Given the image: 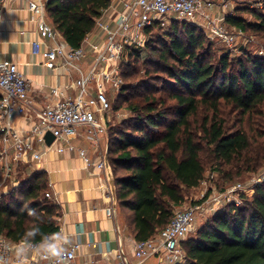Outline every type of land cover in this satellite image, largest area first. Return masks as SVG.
Masks as SVG:
<instances>
[{
	"label": "trees",
	"instance_id": "obj_1",
	"mask_svg": "<svg viewBox=\"0 0 264 264\" xmlns=\"http://www.w3.org/2000/svg\"><path fill=\"white\" fill-rule=\"evenodd\" d=\"M111 2L48 0L47 12L67 42L77 48ZM255 15L258 21L252 23L234 14L228 15L227 21L242 30L264 32V11ZM158 25L147 28V45L153 41ZM169 27L170 43L161 55L172 53L182 65L163 67L170 78L169 88L173 89L169 97L175 103L169 106L161 99L155 104L149 98L140 107L131 93L137 86L126 83L118 93L123 100L118 110L129 106L146 112L134 116L129 129L117 135L108 129V160L114 172L116 205L128 209L131 232L138 241L163 230L173 219L174 208L185 202L184 189L198 187L204 179V142L217 161L235 164L239 174L256 168L252 154L258 145L252 143L245 130L227 133L221 116L230 105L243 114L264 105V56L246 55L234 66L227 54L219 66H214L198 53L205 38L199 27L184 21H173ZM180 29L186 40L179 37ZM141 56V51L129 50L125 63L133 72L122 70V63L123 77L138 72L136 64ZM201 107H208L213 116L203 128L204 141L198 142L190 118ZM24 172L20 169V186L0 196V235L15 242L39 241L59 230L60 207L45 196L48 179L44 172H26L22 179ZM29 209L35 214L29 215ZM32 229L36 234L26 237ZM183 247L188 257L184 264H264V179L252 198L245 197L241 206L217 211L196 237L183 242Z\"/></svg>",
	"mask_w": 264,
	"mask_h": 264
},
{
	"label": "built area",
	"instance_id": "obj_2",
	"mask_svg": "<svg viewBox=\"0 0 264 264\" xmlns=\"http://www.w3.org/2000/svg\"><path fill=\"white\" fill-rule=\"evenodd\" d=\"M27 8L37 14L39 36L31 42L35 55H41L51 68L63 67L77 71L80 75L71 87L76 95L67 93L69 86H51L47 97H57L50 104L37 108L31 93V85L17 63L9 59L0 60V191L8 194L20 186L18 175L22 165L40 160L45 149L56 141L65 143L59 152L75 151L88 169L98 174L109 165L108 150H101V139L108 133V123L112 103L110 91L117 94L125 81L121 65L131 48L143 51L147 43V28L156 23L171 24L184 21L199 27L208 37H216L229 44L234 36L228 30L224 10L231 0H112L96 20L95 29L101 31V41H91L72 47L64 40L61 32L49 20L48 0H26ZM5 0H0V18ZM236 27V26H235ZM47 40L50 43H47ZM88 48L94 52L89 69L83 70ZM22 116L29 121V128L18 129L12 119ZM83 128L91 143L76 146L73 143ZM51 132L55 140L48 145L45 136ZM40 147V148H39ZM44 151H42V150ZM240 187V185L238 186ZM237 186L229 190L234 193ZM104 195L109 200L106 208L109 216L117 211L113 186L103 183ZM47 198H52L50 191ZM1 196V195H0ZM222 202L216 197L212 209ZM203 205H190L175 211L171 222L161 231L146 240H133L132 249L120 246L116 250L114 264H145L155 258L158 264H184L188 257L183 242L196 228ZM22 241L15 242L0 235V264H88L78 261L80 243L67 247L58 232L51 233L39 241H29V247L21 256L17 248ZM48 245L61 248L60 257L47 256L44 249Z\"/></svg>",
	"mask_w": 264,
	"mask_h": 264
},
{
	"label": "crops",
	"instance_id": "obj_3",
	"mask_svg": "<svg viewBox=\"0 0 264 264\" xmlns=\"http://www.w3.org/2000/svg\"><path fill=\"white\" fill-rule=\"evenodd\" d=\"M3 7L0 18V60L9 59L18 64L30 82L35 106L42 108L57 99L47 97L51 86H69L67 93L76 95L77 90L71 85L80 75L77 71L63 67L51 68L44 63L45 59L41 55L33 53L31 42L40 39L39 26L37 14L27 8V1L5 0ZM49 20L52 22L50 18ZM101 35L99 29H94L89 38L91 41H101ZM64 40L67 41L65 38ZM47 43L50 41L47 40ZM83 44L85 45L86 41ZM94 56V52L88 48L87 60L82 63L85 72L90 68L89 63ZM110 92L112 97L115 93ZM12 124L23 130L30 126L29 121L22 116L14 117ZM73 143L76 146L91 148L82 127ZM61 145L66 144L56 141L49 149H41L44 151L43 157L22 165L21 169H25L27 174H46L48 191L53 195L49 199L60 207V215L57 218L59 238L65 247L74 243L81 244L78 261L88 264H114L116 250L120 246L132 249L135 238L132 232L129 234L125 229L119 208L114 216H109L106 211L109 200L104 195L102 185L114 184L113 168L109 163L100 175L98 171L93 173L75 151L59 152ZM109 147L107 133L101 139V150H108L109 153Z\"/></svg>",
	"mask_w": 264,
	"mask_h": 264
},
{
	"label": "rangeland",
	"instance_id": "obj_4",
	"mask_svg": "<svg viewBox=\"0 0 264 264\" xmlns=\"http://www.w3.org/2000/svg\"><path fill=\"white\" fill-rule=\"evenodd\" d=\"M216 1L220 3L223 0ZM263 11L264 0H231L224 13L241 16L247 22L252 23L258 21L255 13H262ZM163 22L155 28L153 41L149 45L146 44L143 51H141L142 56L139 63L136 64L138 72H135L133 76L123 77L125 81L124 85L127 83L129 86H137L131 93L133 97L135 96L136 101L140 102V107L146 105L149 98L153 99L152 101L155 104L161 99L164 102L166 101V105L169 106L175 103V100L169 97V93L173 92V89L169 88L170 78L164 72L163 67L178 68L182 65L174 58L172 53H168L165 57L161 55L162 51L170 43L168 33L172 32V29L169 27L171 24ZM227 24L229 32L235 37L233 44L230 46L220 39L208 37L204 33V44L198 50V53H202L206 60L214 66H219L221 58L227 54L230 56V62L234 66L237 65L239 59L245 58L246 55L264 56V32H257L251 29L242 30L228 21ZM178 35L181 39L186 40L183 30H178ZM126 60H128V57L123 61L122 70L133 72L131 67H126ZM122 101L118 93L111 97L113 108L109 114V125L112 135H117V132L128 130L130 120L141 113V111L146 112L142 108L140 111H135L129 106L118 110ZM164 102L163 105H165ZM222 115L221 117L226 121L227 133H233L238 129L245 130L251 137L252 143L258 145L256 151L252 154L253 165L256 168L254 172L243 171L239 174L235 168V164L226 165L217 161L212 152H210V148L204 142L206 149L203 154L206 169L204 179L198 187L185 188V202L174 208L176 211L190 205L199 204L204 206L198 215L195 230L189 234L186 240L196 237L198 231L211 221L217 211L228 209L233 205L241 206L244 204L245 197L252 198L255 195L256 186L262 183L264 179V105L257 107L254 111L247 114L241 113L230 105L224 109ZM212 116V110L208 109V107H201L197 114L190 118L191 131L196 141H204L203 128L209 123L208 119H211ZM25 176L26 173L22 174V179ZM239 185L240 187H238ZM235 186L238 187L237 191L229 193V190ZM0 195H3L2 191H0ZM216 197H221L222 202L214 210L211 207ZM119 213L125 229L131 234L128 209L119 206ZM145 264H158V262L155 258H151Z\"/></svg>",
	"mask_w": 264,
	"mask_h": 264
},
{
	"label": "clouds",
	"instance_id": "obj_5",
	"mask_svg": "<svg viewBox=\"0 0 264 264\" xmlns=\"http://www.w3.org/2000/svg\"><path fill=\"white\" fill-rule=\"evenodd\" d=\"M28 214L29 215H34L35 214V210L34 209H29L28 210ZM36 234V230L32 229L29 232L26 233V237H31L34 236ZM29 247V245L27 244V241H22L21 244L18 246L17 248V255L21 256L25 253V251L27 250V248ZM45 253L47 256H51V257H60L62 254V249L55 246V245H48L45 249H44Z\"/></svg>",
	"mask_w": 264,
	"mask_h": 264
},
{
	"label": "water",
	"instance_id": "obj_6",
	"mask_svg": "<svg viewBox=\"0 0 264 264\" xmlns=\"http://www.w3.org/2000/svg\"><path fill=\"white\" fill-rule=\"evenodd\" d=\"M45 139H46L47 144L51 145L55 140V136L51 132H48L45 136Z\"/></svg>",
	"mask_w": 264,
	"mask_h": 264
}]
</instances>
